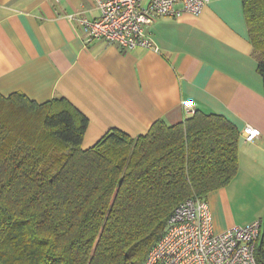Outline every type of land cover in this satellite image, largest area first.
I'll return each instance as SVG.
<instances>
[{
	"label": "trees",
	"instance_id": "obj_1",
	"mask_svg": "<svg viewBox=\"0 0 264 264\" xmlns=\"http://www.w3.org/2000/svg\"><path fill=\"white\" fill-rule=\"evenodd\" d=\"M243 7L264 83V0ZM86 126L64 97L0 94V264H142L180 202L239 172L240 129L218 113L161 119L136 137L111 128L87 148Z\"/></svg>",
	"mask_w": 264,
	"mask_h": 264
},
{
	"label": "crops",
	"instance_id": "obj_2",
	"mask_svg": "<svg viewBox=\"0 0 264 264\" xmlns=\"http://www.w3.org/2000/svg\"><path fill=\"white\" fill-rule=\"evenodd\" d=\"M72 13L96 19L98 0H0V94L21 92L38 103L66 98L88 118L85 148L111 128L136 137L161 119L179 123L186 101L224 115L240 133L257 127L255 140L240 137L235 179L206 199L215 233L261 219L242 218L238 206L242 173L264 174V83L243 0H213L195 16L158 18L149 28L158 50L86 44Z\"/></svg>",
	"mask_w": 264,
	"mask_h": 264
},
{
	"label": "built area",
	"instance_id": "obj_3",
	"mask_svg": "<svg viewBox=\"0 0 264 264\" xmlns=\"http://www.w3.org/2000/svg\"><path fill=\"white\" fill-rule=\"evenodd\" d=\"M211 1L98 0V18L74 13L68 18L76 23L86 44L104 40L124 50H158L149 31L154 21L162 16L198 15ZM184 111L186 117L196 112L190 101L184 102ZM240 134L253 141L261 130L247 125ZM165 226L142 264H258L255 247L261 233L260 219L215 233L208 199L190 197L176 206Z\"/></svg>",
	"mask_w": 264,
	"mask_h": 264
},
{
	"label": "rangeland",
	"instance_id": "obj_4",
	"mask_svg": "<svg viewBox=\"0 0 264 264\" xmlns=\"http://www.w3.org/2000/svg\"><path fill=\"white\" fill-rule=\"evenodd\" d=\"M243 174L241 180V191L243 194L238 197V206H244L241 217L248 218L255 215H264V174L250 177ZM264 219V216L262 217Z\"/></svg>",
	"mask_w": 264,
	"mask_h": 264
},
{
	"label": "clouds",
	"instance_id": "obj_5",
	"mask_svg": "<svg viewBox=\"0 0 264 264\" xmlns=\"http://www.w3.org/2000/svg\"><path fill=\"white\" fill-rule=\"evenodd\" d=\"M40 235L43 237V238H48V239H51L52 238V234L48 231H43L40 233Z\"/></svg>",
	"mask_w": 264,
	"mask_h": 264
}]
</instances>
